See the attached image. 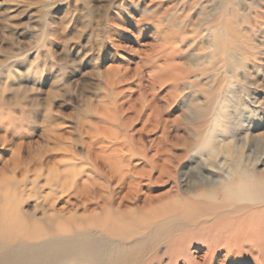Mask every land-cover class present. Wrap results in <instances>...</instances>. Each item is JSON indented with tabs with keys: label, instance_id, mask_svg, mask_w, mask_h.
Masks as SVG:
<instances>
[{
	"label": "rangeland",
	"instance_id": "1",
	"mask_svg": "<svg viewBox=\"0 0 264 264\" xmlns=\"http://www.w3.org/2000/svg\"><path fill=\"white\" fill-rule=\"evenodd\" d=\"M164 1L173 7L166 14L157 13L158 2L150 0H0V198L13 194L14 213L28 231L54 230L63 220L54 213L63 209L81 226L109 222L95 200L84 205L75 189L78 183L86 188L94 183L105 189L104 197L113 187L121 191L112 175L121 181L129 177L132 166L140 164L141 155L160 136L159 122L152 133L151 126L140 132L139 121L129 125L127 108L131 103L141 107L140 79L152 85L146 70L141 74L137 67L158 52L165 39L185 48L188 73L178 83L148 88L146 96L152 98L155 92L170 111L165 99L174 97L172 118L191 119L185 101L200 102L207 92L220 96L226 91L229 105L239 104L243 118L234 114L231 124L221 120L220 140L229 149L238 146L252 167L264 159L252 134L258 131L255 125L264 123V0H236L241 30L235 42L234 36L220 40V52L214 44L216 29L205 23L213 4L198 0L189 11L193 0ZM181 9L189 12V23L201 24L195 33L188 26L179 35L182 29L172 26L177 17L183 19ZM143 15L147 22L132 21ZM232 44H247L249 55L237 57L241 62L233 60L230 66ZM230 158L218 159H223V170L215 180L226 179L222 171L229 169ZM192 162L188 157L180 163L181 172L191 169ZM134 198L136 202L125 205L138 207L140 200ZM88 207L101 214L81 218L88 215Z\"/></svg>",
	"mask_w": 264,
	"mask_h": 264
},
{
	"label": "bare ground",
	"instance_id": "2",
	"mask_svg": "<svg viewBox=\"0 0 264 264\" xmlns=\"http://www.w3.org/2000/svg\"><path fill=\"white\" fill-rule=\"evenodd\" d=\"M156 1L157 13L173 10L163 4L164 0H150ZM197 2L189 3L188 10H194ZM206 2L214 6L205 23L216 29L218 41L214 44L220 52L224 47L220 40L234 36L235 42L238 29L241 30L236 22L237 3L236 0ZM181 12L183 19L177 17L172 26L182 29L179 35L188 26L189 32L195 33L201 24L189 23L188 11L181 9ZM146 17L143 15L138 20L133 17L132 21L147 22ZM152 25L157 30L155 23ZM176 43L165 39L159 51L137 67L138 73L142 74V68L146 70L152 86L144 85L141 78L138 84L141 107L131 103L127 108L131 113L127 119L129 125L139 121L140 132L151 126L152 133L157 132L159 122L162 124L160 136L141 155L140 164L132 166L129 177L121 181L112 175L116 188L121 191L113 187L110 196L104 197L105 189L94 183L89 188L81 183L76 186V197L86 206L95 200L109 222L81 226L63 209L54 213V217L58 213L63 217L54 230L50 227L44 234L36 228L31 232L23 225L22 217L14 213L13 194L4 196L0 198L3 204L0 264H154L156 260L157 264H264V159L258 158L252 167L238 146L229 149L220 140L221 120L231 124L234 114L243 118L239 104L230 106L226 91L220 96L215 91L207 92L200 102L198 99L185 101L193 113L191 120L181 115L172 118L177 102L174 97L165 99L166 106L173 108L170 111L165 110L164 103L161 104L163 99L155 92L152 98L146 96L148 88L155 90L157 84L178 83L186 77L188 54L185 48L176 47ZM248 49L247 44H232L227 64L233 65L234 60L238 65L241 60L237 57L248 56ZM128 70L125 68L124 73ZM121 82L119 79L117 83ZM164 114L168 118L163 119ZM255 129L258 131L252 133L254 143L264 154V123L255 125ZM188 157L193 161L192 167L181 172L179 165ZM221 157L232 161L229 169L222 171L226 179L215 180V174L223 170V159L218 161ZM64 187L66 183L61 184ZM135 196L140 200L138 207L132 209L125 205L136 202ZM85 211L88 215L81 218L101 214L91 207Z\"/></svg>",
	"mask_w": 264,
	"mask_h": 264
}]
</instances>
